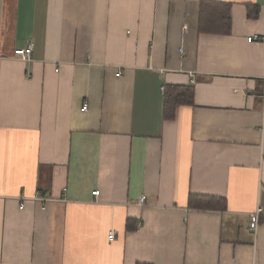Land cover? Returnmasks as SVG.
Returning <instances> with one entry per match:
<instances>
[{"label":"crops","instance_id":"crops-1","mask_svg":"<svg viewBox=\"0 0 264 264\" xmlns=\"http://www.w3.org/2000/svg\"><path fill=\"white\" fill-rule=\"evenodd\" d=\"M263 95L264 0H0V264H264Z\"/></svg>","mask_w":264,"mask_h":264},{"label":"trees","instance_id":"trees-1","mask_svg":"<svg viewBox=\"0 0 264 264\" xmlns=\"http://www.w3.org/2000/svg\"><path fill=\"white\" fill-rule=\"evenodd\" d=\"M199 27L200 32L203 33L228 34L231 28L230 5L203 1L200 8ZM194 97L195 90L192 86H166L164 91V118L173 120L179 107L194 105ZM188 206L194 209L219 210L225 207V202L217 197L191 195ZM131 228L130 226L129 229Z\"/></svg>","mask_w":264,"mask_h":264},{"label":"built area","instance_id":"built-area-1","mask_svg":"<svg viewBox=\"0 0 264 264\" xmlns=\"http://www.w3.org/2000/svg\"><path fill=\"white\" fill-rule=\"evenodd\" d=\"M257 40H259L258 37H251L248 39V42L252 43V42L257 41ZM33 48H34V43L31 41L27 47L22 48V49H16L14 52V55L17 59H20L24 62L32 61ZM120 75H121V73H119L117 76L119 77ZM162 91H165V89L162 88ZM263 101H264V95H263ZM88 106L89 105L87 103H85L83 108H82V111H87ZM92 195L95 197V200H98L97 198L100 196V191H95L92 193ZM22 200L32 201L35 203H45V204H48L51 202L50 199H46L44 197H41V196H39V194L37 196L31 198V199L22 198ZM135 204L141 208L145 207L146 206V198L144 196H142ZM23 208L24 207H21V209H23ZM261 213H262V209L257 208V210L251 214L250 229L253 232H256L258 230L259 219H260ZM115 238H116V233L114 231L110 232L109 233V240L114 241Z\"/></svg>","mask_w":264,"mask_h":264}]
</instances>
